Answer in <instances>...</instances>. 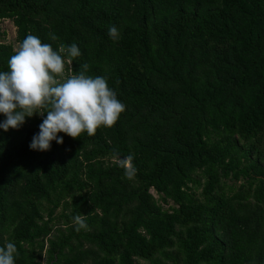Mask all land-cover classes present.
Masks as SVG:
<instances>
[{
  "label": "trees",
  "instance_id": "trees-1",
  "mask_svg": "<svg viewBox=\"0 0 264 264\" xmlns=\"http://www.w3.org/2000/svg\"><path fill=\"white\" fill-rule=\"evenodd\" d=\"M4 19L17 44L76 43L65 75L86 64L126 106L44 152L29 149L41 116L0 130L16 264H264V0H0Z\"/></svg>",
  "mask_w": 264,
  "mask_h": 264
},
{
  "label": "clouds",
  "instance_id": "clouds-1",
  "mask_svg": "<svg viewBox=\"0 0 264 264\" xmlns=\"http://www.w3.org/2000/svg\"><path fill=\"white\" fill-rule=\"evenodd\" d=\"M120 35L116 25L108 28L113 41ZM81 54L76 43L54 49L38 36L26 35L9 57L8 70H0V114L4 116L0 130H18L26 117L41 116L29 149L44 152L50 150L53 141L63 143L58 133L75 139L82 133L92 136L98 128L112 127L126 106L109 87L107 78L88 75L86 64L83 70L65 75L66 65ZM132 159L129 155L121 161L128 178L136 173ZM85 216L74 217L77 231L87 229ZM17 255L14 242L0 244V264H16Z\"/></svg>",
  "mask_w": 264,
  "mask_h": 264
},
{
  "label": "rangeland",
  "instance_id": "rangeland-1",
  "mask_svg": "<svg viewBox=\"0 0 264 264\" xmlns=\"http://www.w3.org/2000/svg\"><path fill=\"white\" fill-rule=\"evenodd\" d=\"M0 31H2V38L6 42H12L14 47L17 48L19 44L14 42L15 39V27L10 19H4L0 21Z\"/></svg>",
  "mask_w": 264,
  "mask_h": 264
},
{
  "label": "water",
  "instance_id": "water-1",
  "mask_svg": "<svg viewBox=\"0 0 264 264\" xmlns=\"http://www.w3.org/2000/svg\"><path fill=\"white\" fill-rule=\"evenodd\" d=\"M124 158V157H123Z\"/></svg>",
  "mask_w": 264,
  "mask_h": 264
}]
</instances>
